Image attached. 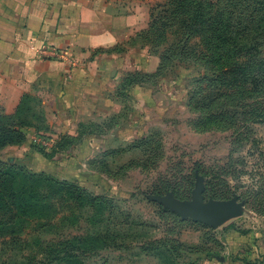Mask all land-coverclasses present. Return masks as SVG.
I'll return each mask as SVG.
<instances>
[{"label":"rangeland","instance_id":"1","mask_svg":"<svg viewBox=\"0 0 264 264\" xmlns=\"http://www.w3.org/2000/svg\"><path fill=\"white\" fill-rule=\"evenodd\" d=\"M259 1L151 0L152 19L167 29L157 110L132 137L92 132L94 146L82 152L72 139L43 156L32 137H48L43 148L57 138L44 132L11 150L0 264H205L199 253L220 245L221 231L245 235L264 224ZM199 181L204 201L235 202L238 214L213 226L170 206L190 203Z\"/></svg>","mask_w":264,"mask_h":264},{"label":"crops","instance_id":"2","mask_svg":"<svg viewBox=\"0 0 264 264\" xmlns=\"http://www.w3.org/2000/svg\"><path fill=\"white\" fill-rule=\"evenodd\" d=\"M150 25L151 0H0V121L27 123L30 137L44 132L70 141L65 148L78 140V152L94 146L93 136L121 130L132 137L165 88L157 76L166 43L150 42ZM39 45L66 49L71 66L39 60ZM26 141L0 155L8 159L11 150L28 148ZM220 234V245L209 242L205 256L199 253L205 264H264V224L245 235Z\"/></svg>","mask_w":264,"mask_h":264},{"label":"trees","instance_id":"3","mask_svg":"<svg viewBox=\"0 0 264 264\" xmlns=\"http://www.w3.org/2000/svg\"><path fill=\"white\" fill-rule=\"evenodd\" d=\"M257 5H262L264 6V1H259L257 3ZM259 6L257 8H255L254 11V16L255 14L257 15V13L260 11V9L264 10V7ZM260 19H264V14H262L260 17ZM251 22V21H250ZM250 22H248V25L246 26V32L247 30L251 29L252 25H249ZM163 24V22H158L156 19H152L151 16V25H150V42L154 45H159L162 44L163 42H165V39L167 37V29L165 27H161V25ZM236 33H239V29H237ZM230 41H233L232 39H230ZM168 49L166 48L164 54L162 55V65H161V69L159 70V72L161 70H164L163 67L166 65H164V63L167 61L168 59V55H167V51ZM27 123H20V122H14L11 121L9 119H4L2 121H0V149L3 148L6 145H19L22 142L26 141L28 138V134L24 133L23 128ZM38 133V132H37ZM39 134V133H38ZM38 136H41L42 138H48L46 136H44L43 134H39ZM68 140H64V139H60V138H56L54 143H53V148L52 147H40V149H37L43 156H47L49 154H55L57 152V146H59V148H62L63 146L66 145V142ZM36 145V144H34ZM49 150V151H47ZM6 158H3L0 155V186L5 185V179L9 180V184L8 185H12L14 183V174H16L11 165L7 166L6 164L7 161ZM12 169V170H11ZM8 183V182H7ZM206 254V253H205ZM201 255L202 256H205ZM209 256H213L211 255V253L208 254ZM207 255V256H208Z\"/></svg>","mask_w":264,"mask_h":264},{"label":"water","instance_id":"4","mask_svg":"<svg viewBox=\"0 0 264 264\" xmlns=\"http://www.w3.org/2000/svg\"><path fill=\"white\" fill-rule=\"evenodd\" d=\"M201 189L202 184L199 181L190 203L171 202L170 206L183 216H191L196 221L213 226H218L238 214L239 207L235 202L204 201Z\"/></svg>","mask_w":264,"mask_h":264},{"label":"built area","instance_id":"5","mask_svg":"<svg viewBox=\"0 0 264 264\" xmlns=\"http://www.w3.org/2000/svg\"><path fill=\"white\" fill-rule=\"evenodd\" d=\"M33 49L36 53V57L39 60H46V59H56L57 61L63 62L66 66H71V59L68 57V51L66 49L62 48H49L46 49L43 46H33ZM69 76H71L69 74ZM39 139H36V138ZM33 141L36 143H41L42 146H47L48 145V138H42L41 136H34L32 137Z\"/></svg>","mask_w":264,"mask_h":264}]
</instances>
